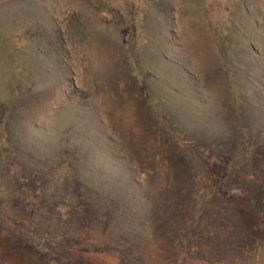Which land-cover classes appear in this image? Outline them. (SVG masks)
<instances>
[{
    "label": "rangeland",
    "instance_id": "rangeland-1",
    "mask_svg": "<svg viewBox=\"0 0 264 264\" xmlns=\"http://www.w3.org/2000/svg\"><path fill=\"white\" fill-rule=\"evenodd\" d=\"M0 264H264V0H0Z\"/></svg>",
    "mask_w": 264,
    "mask_h": 264
},
{
    "label": "trees",
    "instance_id": "trees-1",
    "mask_svg": "<svg viewBox=\"0 0 264 264\" xmlns=\"http://www.w3.org/2000/svg\"><path fill=\"white\" fill-rule=\"evenodd\" d=\"M27 243L35 249L41 247V243L36 238L29 239Z\"/></svg>",
    "mask_w": 264,
    "mask_h": 264
}]
</instances>
